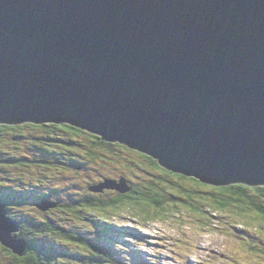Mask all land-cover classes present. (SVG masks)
Segmentation results:
<instances>
[{"label": "water", "instance_id": "95a60500", "mask_svg": "<svg viewBox=\"0 0 264 264\" xmlns=\"http://www.w3.org/2000/svg\"><path fill=\"white\" fill-rule=\"evenodd\" d=\"M25 123L204 184L264 186V0H0V124ZM18 232L0 202V244L24 256Z\"/></svg>", "mask_w": 264, "mask_h": 264}, {"label": "trees", "instance_id": "16d2710c", "mask_svg": "<svg viewBox=\"0 0 264 264\" xmlns=\"http://www.w3.org/2000/svg\"><path fill=\"white\" fill-rule=\"evenodd\" d=\"M28 129L30 131L27 132V137H25L22 130ZM37 131L42 132V134L38 136L39 132ZM28 133L29 135L32 133L36 135L33 138L34 140L28 138ZM81 134L87 135L88 132L68 124H0V153L3 154V156H0V166L1 162H3L12 166L10 168L21 170L13 175L20 180H25V178L31 176L28 170L34 165H38L34 164L33 159H41L39 162L44 163L43 165L40 164L44 168L50 167L52 169L57 167L59 173H65L67 169L64 167L68 162L71 167L76 166L75 170H77L78 167H86L88 164L107 165L103 156H101L104 153V155L113 154L118 150L121 152L122 150L135 152L121 144L103 141L99 136L92 134L89 136L93 141V148L89 150L86 156L83 155L84 160L81 161L79 159V150L81 149L79 136ZM35 137L38 138L36 139ZM43 138L44 140H42ZM22 139L27 140L31 149L41 153L43 156L36 158L32 153H28L22 149L23 147L18 146H15L14 149L16 151L19 149L22 152H4L6 145L10 144L9 142L17 143ZM143 156L154 169V172L150 173L151 176H153V173L156 174V171H160L158 173L159 176L147 183L145 187L139 184H132L129 180L126 181L127 179L123 176H113V178L118 180L122 178L128 182L129 191L123 193L115 189L94 191L90 190L94 185H89L87 193L79 197V193L76 192L71 195V202H60L58 206H52L46 210H38L40 215H21L14 212L13 209H7L8 217L20 226L19 233L30 246V250L26 255L19 256L14 254V259H12L10 264H127L122 259L123 255L119 254L109 242L102 241L97 237H82L72 233L73 230L78 228L75 220H87L95 214L104 215L108 218V216L116 215L121 209L135 213L146 223L157 221L159 218L164 219L167 215L174 216V214L179 219H182L185 214L178 213L180 212L178 211L180 206L197 212L199 216L205 217V220H210L213 216L217 217L218 215L214 212H227L232 214V217L243 219L244 221L241 225L244 226L245 219L252 218V225L258 231L261 240L256 243H250L251 245H248V248L253 250L254 253H264V186H248L245 184L212 186L201 183L194 178H187L169 172L160 167L155 159ZM45 158H51L54 164L45 162ZM23 163L29 164H25L28 168H22ZM126 164L131 163L128 162ZM45 170L47 171V169ZM168 173H171V175ZM41 175L44 174L41 173ZM166 175L169 178L174 177L177 181H191L194 186L182 187L180 190L182 183L175 182L174 193L176 192L177 194L179 192L178 195L180 196H175L174 193L168 194L162 184L160 186L155 185L158 183L156 179L159 177H165L164 179H166ZM46 180L38 177L39 183L46 182ZM196 181H199V183H196ZM201 184L209 187H201ZM48 187L51 186L48 185ZM213 188L221 189V191H212L211 189ZM205 189L208 191H205ZM111 191H117L118 193H112ZM15 192L12 189L0 190V199L6 203L12 198H18L19 194H14ZM65 193L70 195L71 191L65 190ZM44 194L46 198L56 196V193L49 190ZM19 197L22 198V195L20 194ZM177 200L179 201L177 202ZM204 207L213 209V212L205 211ZM70 216L75 217L70 218ZM54 217L56 219H53ZM62 217H65L64 220L57 222ZM69 244H71V247L68 248L67 246V252L62 250L63 247ZM131 259L135 260L137 256L134 255Z\"/></svg>", "mask_w": 264, "mask_h": 264}, {"label": "rangeland", "instance_id": "374dc122", "mask_svg": "<svg viewBox=\"0 0 264 264\" xmlns=\"http://www.w3.org/2000/svg\"><path fill=\"white\" fill-rule=\"evenodd\" d=\"M22 131L24 136L27 137V132L30 130ZM37 132H39L38 136L42 134L40 131ZM89 135L92 134H81L79 136L81 148L79 150V159L81 161L84 160L83 155L86 156L89 150L93 148V141ZM34 136H36L34 133L30 135L28 133V138L31 140H34ZM35 138L37 139L38 137ZM9 143L4 150L6 153L22 152L19 149L17 151L14 149L15 146H18L23 147L22 149L32 153L36 158L43 156L41 153L31 149L27 140L22 139L17 143ZM138 153L137 151L129 152L126 150H122V152L118 150L108 155H104V153L101 156H103L107 165L88 164L78 171L75 170L76 166L71 167L68 162L64 167L67 169L65 173H59L57 167L52 169L50 167L44 168L43 166L29 167L30 170L28 171L31 176H29L30 178H25V180H20L13 175L21 170L10 168L12 166L1 162L0 190L12 189L16 191L14 194H19L18 198L15 197L6 202L7 209H13L14 212L21 215L36 216L40 215V213L34 208L33 203L36 202L37 195L43 194L47 190L56 193L55 200L61 203H68L72 201L71 195L78 192L80 197L82 194L87 193L89 185L104 182L106 178L116 179L113 176H123L132 184H139L145 187L147 183L159 176L158 173L160 171H156V174L153 173V176H151L150 173L154 172V169L149 165L147 159L141 153ZM0 156H3V154L0 153ZM40 160L39 158L33 159V162L40 165ZM44 160L52 163L51 158H45ZM128 162L131 164H126ZM23 164L22 168H28L26 165L29 164ZM41 164L43 165L44 163ZM41 173L44 175H41ZM38 177L47 180L39 183ZM162 178L164 179L165 177L156 179L158 183L155 185L160 186L162 184L168 194L174 193L175 182L182 183L180 190L182 187L194 186L191 181H177L174 177L169 178L166 175L167 180L164 179V182ZM57 179L59 184L62 182L60 184L62 187H58ZM48 185L51 187H48ZM65 190L71 191L70 195H66ZM205 191L208 190L205 189ZM111 192L118 193L117 191ZM178 193L176 194L175 192V196H180ZM20 194L22 198L19 197ZM204 210L213 212V209L206 207H204ZM178 211H180L178 212L179 214H185V217L179 219L175 214L174 216L167 215L164 219L159 218L157 221H151L150 223L143 222L140 216L125 209H121L114 217L108 216V219L103 218L104 215L95 214L101 220H92L90 218L87 220L76 219L78 228L73 230L72 233L77 236L97 237L101 240H106L111 243L115 250H119L121 255L129 256L133 253H139L142 263L138 262L137 264H264V255L254 254V251L248 248V244L256 243L259 239L256 236L258 231L252 225V218L245 219L246 222L243 223V226L241 225L244 221L243 219L232 217L233 215L227 212H214L218 215L217 217L213 216L210 220H205V217L199 216L197 212L190 211L187 207L180 206ZM65 217L69 218L68 216ZM65 217H62L57 222H61ZM73 217L75 216H70V218ZM53 219L56 218L54 217ZM108 223L110 226H118L117 229L121 230V233L112 231ZM128 228L130 229L128 230ZM134 229L139 235L133 236L130 233V231L136 232ZM120 235L121 237H119ZM67 246L70 248L71 244L66 245L62 250L67 252ZM4 248V246L0 245V264H10L16 254L14 255L10 249L6 248L4 250Z\"/></svg>", "mask_w": 264, "mask_h": 264}, {"label": "snow or ice", "instance_id": "6c2138e0", "mask_svg": "<svg viewBox=\"0 0 264 264\" xmlns=\"http://www.w3.org/2000/svg\"><path fill=\"white\" fill-rule=\"evenodd\" d=\"M169 175H171V173H168ZM196 183H199V181H196ZM201 187H209L208 185H203V184H201L200 185ZM212 191H221V189H215V188H213V189H211Z\"/></svg>", "mask_w": 264, "mask_h": 264}, {"label": "clouds", "instance_id": "9594fccd", "mask_svg": "<svg viewBox=\"0 0 264 264\" xmlns=\"http://www.w3.org/2000/svg\"><path fill=\"white\" fill-rule=\"evenodd\" d=\"M58 125H60V124H58ZM81 130V129H80ZM84 131V130H83ZM97 136V135H96ZM100 137V136H99ZM112 143H114V142H112ZM116 144H119V143H116ZM122 145V144H121ZM123 146H125V145H123ZM126 147V146H125ZM132 150V149H131ZM138 152V151H137ZM139 153H141V152H139ZM141 154H143V153H141ZM143 155H145V154H143ZM145 156H147V155H145ZM147 157H149V156H147ZM151 158V157H150Z\"/></svg>", "mask_w": 264, "mask_h": 264}]
</instances>
